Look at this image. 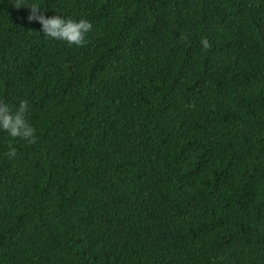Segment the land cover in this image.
Instances as JSON below:
<instances>
[{
    "label": "trees",
    "instance_id": "trees-1",
    "mask_svg": "<svg viewBox=\"0 0 264 264\" xmlns=\"http://www.w3.org/2000/svg\"><path fill=\"white\" fill-rule=\"evenodd\" d=\"M20 2L0 99L38 139L0 132V264H264V0H41L83 46Z\"/></svg>",
    "mask_w": 264,
    "mask_h": 264
},
{
    "label": "clouds",
    "instance_id": "clouds-1",
    "mask_svg": "<svg viewBox=\"0 0 264 264\" xmlns=\"http://www.w3.org/2000/svg\"><path fill=\"white\" fill-rule=\"evenodd\" d=\"M14 6L29 9L25 19L29 22L35 20L41 26L43 37L65 42L67 45L83 46L86 35L91 31L92 24L86 18H70L64 15L45 16L41 7V0H21ZM200 44L207 48L208 41L201 38ZM31 105L27 99H18L15 104L0 99V132L6 134L10 141H22L27 145L36 143L38 137L36 129L29 120ZM3 155L14 159L17 149L10 142Z\"/></svg>",
    "mask_w": 264,
    "mask_h": 264
}]
</instances>
